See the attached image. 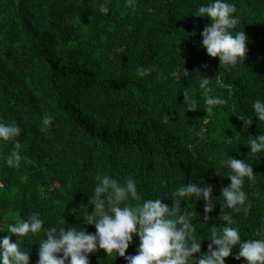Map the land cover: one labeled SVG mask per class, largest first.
Instances as JSON below:
<instances>
[{
	"label": "trees",
	"instance_id": "1",
	"mask_svg": "<svg viewBox=\"0 0 264 264\" xmlns=\"http://www.w3.org/2000/svg\"><path fill=\"white\" fill-rule=\"evenodd\" d=\"M208 2L0 0V122L22 129L19 167L5 162L13 142L0 143V224L39 214L44 229L82 227L94 234L80 209L94 207L89 195L96 175L136 181L140 200L133 207L148 199L172 207V192L198 180L212 186L217 201L207 221L203 200L188 203L206 253V230L222 223L219 199L230 185L223 176L230 156L253 168L243 185L251 211L234 218L242 240L258 239L252 236L264 219V155L249 152L248 141L264 130L252 108L264 101V0H227L240 20L233 35L243 30L247 37L244 63L228 69L201 47L211 20L195 15ZM145 67L153 71L141 78L137 69ZM201 75L210 78L207 96L225 101L211 114ZM184 92L197 110L187 112ZM186 208L182 201L181 211ZM6 235L0 232V239ZM43 238V232L22 238L30 264ZM139 242L133 236L125 256L136 255ZM238 250L225 264H247L235 259ZM89 264L127 261L98 249Z\"/></svg>",
	"mask_w": 264,
	"mask_h": 264
},
{
	"label": "clouds",
	"instance_id": "2",
	"mask_svg": "<svg viewBox=\"0 0 264 264\" xmlns=\"http://www.w3.org/2000/svg\"><path fill=\"white\" fill-rule=\"evenodd\" d=\"M100 11L106 14L109 8L102 4ZM197 11L195 16L211 20L210 26H206L201 33V47L210 57L219 58L220 69L234 68L244 63L247 37L243 30L234 35L231 31L240 22L235 5L227 0H209L207 4L199 5ZM152 71L151 67L138 68L137 75L143 78ZM209 84L210 78L201 75L199 87L206 94L207 114L225 103L224 99L217 96H207L212 91ZM183 103L187 112L198 109L187 92H184ZM252 108L259 127L264 128V101L256 100ZM49 120L50 118H46L45 123ZM243 121L248 126L252 119ZM21 132L22 129L15 123L0 122V143L13 142V149L5 158L6 164L11 168L19 167L22 159V145L17 139ZM248 147L249 152L257 154V157L264 155V130L248 141ZM226 167L230 171L223 176L230 180V185L220 191L221 215L218 220L222 223L219 227L214 224L206 230V238L211 242L206 253H201V240L196 239L198 227L195 223L197 219L194 218L197 215L194 209L188 207V203L203 200L204 220L207 221L208 213L214 210L217 203L212 198L211 185L205 182L201 184L198 180L184 184L169 197L172 207L163 203L165 199H148L133 207L131 201L140 200L136 181L128 178L120 181L111 175L98 174L93 192L89 195V204L94 206L92 211L89 212L87 206L80 209L83 223L95 226L94 234L82 227L44 229L45 222L39 214L0 224V232L7 233L0 239V264H30V249L22 247L21 240L42 232L46 238L38 243L36 264H89V254L98 249L103 250L107 257L115 259L118 255L125 258L127 264H225V259L233 254L237 246L239 250L235 259L244 258L247 264H264V219L252 236L258 239L242 240L239 225L234 218V213L243 212L247 216L251 211L252 204L243 185L245 179H253V168L250 163L230 156ZM182 201L187 203L183 212ZM13 235L16 237L15 242H11ZM133 236H137L140 241L137 254L125 256L133 242ZM61 253L62 255H57ZM196 253L201 254L196 257Z\"/></svg>",
	"mask_w": 264,
	"mask_h": 264
}]
</instances>
